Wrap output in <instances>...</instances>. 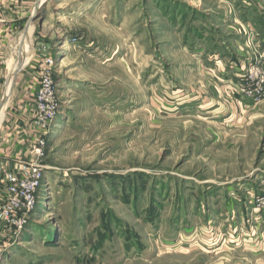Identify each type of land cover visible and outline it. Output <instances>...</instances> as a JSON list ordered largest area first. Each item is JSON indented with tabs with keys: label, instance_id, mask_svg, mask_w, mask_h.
<instances>
[{
	"label": "rangeland",
	"instance_id": "374dc122",
	"mask_svg": "<svg viewBox=\"0 0 264 264\" xmlns=\"http://www.w3.org/2000/svg\"><path fill=\"white\" fill-rule=\"evenodd\" d=\"M38 13L58 108L1 264H264V96L246 91L264 71V0Z\"/></svg>",
	"mask_w": 264,
	"mask_h": 264
},
{
	"label": "crops",
	"instance_id": "0c3cea01",
	"mask_svg": "<svg viewBox=\"0 0 264 264\" xmlns=\"http://www.w3.org/2000/svg\"><path fill=\"white\" fill-rule=\"evenodd\" d=\"M36 2L0 0V167L11 173H16L19 164L31 158L30 147L38 135L34 96L40 64L43 57L52 53V48L45 55L38 51L45 44V19L33 21L25 39L22 38ZM32 50H36L35 56ZM20 58L22 68L13 78Z\"/></svg>",
	"mask_w": 264,
	"mask_h": 264
},
{
	"label": "built area",
	"instance_id": "2783aa9c",
	"mask_svg": "<svg viewBox=\"0 0 264 264\" xmlns=\"http://www.w3.org/2000/svg\"><path fill=\"white\" fill-rule=\"evenodd\" d=\"M54 64V59L50 55L41 60L38 88L34 96L35 126L38 135L30 147L31 158L21 162L16 173L0 167V264L3 262L7 247L24 229L38 201V192L43 180V169L39 160L43 157L46 139L58 108ZM247 79L252 85L251 89H245L249 91V95L255 93L254 96L263 97L264 71L256 69L252 76L247 74ZM245 90L239 91L245 93ZM256 201L264 208V197Z\"/></svg>",
	"mask_w": 264,
	"mask_h": 264
},
{
	"label": "water",
	"instance_id": "95a60500",
	"mask_svg": "<svg viewBox=\"0 0 264 264\" xmlns=\"http://www.w3.org/2000/svg\"><path fill=\"white\" fill-rule=\"evenodd\" d=\"M45 1H46V0H37V2H36V4H35L34 13H33V15L30 17L28 23L26 24V27H25V30H24V32H23L22 38L25 39V37H26V35H27V32H28L29 25H30L31 23H33V21L36 20V18H37V16H38V11H39L40 8L44 5ZM21 45H22V44H21ZM21 45H20V50H19L20 54H21V51H22V46H21ZM49 48H50V45L47 44V45H45L44 49H40V48H38V50L41 51V53L45 55V54H47ZM35 55H36V50H32V56H35ZM22 63H23V62H22V58H20V59L18 60L17 67H16V69H15V71H14L13 78H15V76L17 75V73L19 72V70H21V68H22ZM4 103H5V101H3L2 105H3Z\"/></svg>",
	"mask_w": 264,
	"mask_h": 264
}]
</instances>
